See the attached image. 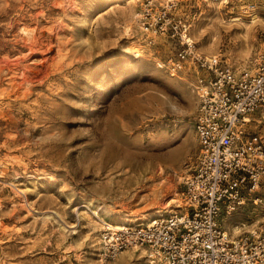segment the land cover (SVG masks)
Instances as JSON below:
<instances>
[{
  "label": "rangeland",
  "instance_id": "1",
  "mask_svg": "<svg viewBox=\"0 0 264 264\" xmlns=\"http://www.w3.org/2000/svg\"><path fill=\"white\" fill-rule=\"evenodd\" d=\"M170 4L198 53L254 69L264 0H0V264H150L134 249L99 260L105 215L92 205L131 225L183 210L193 65L171 77L178 40L139 17ZM248 127L264 138V109ZM252 199L221 215L228 236L263 224Z\"/></svg>",
  "mask_w": 264,
  "mask_h": 264
},
{
  "label": "built area",
  "instance_id": "2",
  "mask_svg": "<svg viewBox=\"0 0 264 264\" xmlns=\"http://www.w3.org/2000/svg\"><path fill=\"white\" fill-rule=\"evenodd\" d=\"M172 8L153 14L145 6L139 17L160 35L178 40L176 56L165 64L171 77L180 78L188 62L193 65L198 155L183 181L184 207L146 224L102 222L99 260L134 249L150 264H264V222L237 237L228 236L220 224L221 215L233 212L248 196L264 210V138L248 127L252 113L264 109V52L252 70L204 57Z\"/></svg>",
  "mask_w": 264,
  "mask_h": 264
},
{
  "label": "bare ground",
  "instance_id": "3",
  "mask_svg": "<svg viewBox=\"0 0 264 264\" xmlns=\"http://www.w3.org/2000/svg\"><path fill=\"white\" fill-rule=\"evenodd\" d=\"M39 13V12H38ZM235 18V17H234ZM239 18V17H238ZM253 18H255V14H253ZM238 20V19H237ZM25 33V32H24ZM188 40H190V38H188ZM44 45H43V43L42 42H40V41H38V40H34V41H31L30 43H29V45L27 46V48H28V50H30V52L31 53H36L37 51H39V49L40 48H42ZM52 49V45L49 43L48 44V47L46 48V50H51ZM38 53V52H37ZM47 72V71H46ZM36 75H37V73H36ZM38 76H39V74H38ZM33 78V77H32ZM40 78V77H39ZM39 81V80H38ZM27 83V82H26ZM10 84V83H9ZM33 84V83H32ZM29 87V86H28ZM25 88H26V86H25ZM25 90V89H24ZM22 92H25V91H22ZM23 94V93H22ZM92 207H93V211H97V210H102V213L101 214H103V215H105V216H102V217H100V216H98V220H99V222H103L104 220H108L109 222L108 223H110V222H116L114 225H117V222H119V224H122V223H125L126 222V220L125 219H122V218H114V217H112L111 215H109L108 213H107V211L105 210V208L104 207H100V206H97V205H92ZM160 215H163V214H160ZM104 217H106V218H104ZM104 219V220H103ZM131 223H135V221L133 220V222H131ZM113 225V224H112ZM228 232V231H227ZM226 232V234L228 235V233ZM233 232L234 233H230V234H232L231 235V237H234L235 236V234L238 232V233H241L242 231H241V228H239L238 226H234L233 227ZM147 264H149L148 263V261L146 262Z\"/></svg>",
  "mask_w": 264,
  "mask_h": 264
}]
</instances>
